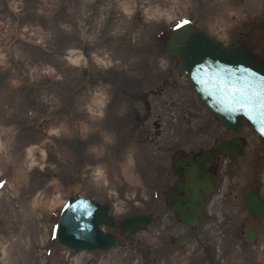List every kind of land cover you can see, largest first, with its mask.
Returning a JSON list of instances; mask_svg holds the SVG:
<instances>
[{"label":"rangeland","instance_id":"374dc122","mask_svg":"<svg viewBox=\"0 0 264 264\" xmlns=\"http://www.w3.org/2000/svg\"><path fill=\"white\" fill-rule=\"evenodd\" d=\"M184 20L264 60V0H0V264H263L264 219L244 208L251 187L264 198V146L250 128L243 153L219 162L196 231L166 205L174 156L240 137L196 104L164 48ZM77 195L117 221L155 222L107 228L119 238L107 253L69 252L54 236Z\"/></svg>","mask_w":264,"mask_h":264},{"label":"water","instance_id":"95a60500","mask_svg":"<svg viewBox=\"0 0 264 264\" xmlns=\"http://www.w3.org/2000/svg\"><path fill=\"white\" fill-rule=\"evenodd\" d=\"M165 49L172 58L180 61L179 73L188 80L198 106L225 129L239 133L244 127L253 128L264 145V104L256 100L264 92L263 62L243 45L226 47L190 23L171 33ZM233 89L244 91L252 101L240 107L239 97L234 99L231 94ZM243 150L241 140L235 139L230 144L218 141L211 152L200 156L175 158L174 174L180 181L170 191L168 205L180 223L196 229L203 216L205 200L215 185V176L207 166L222 155L235 159ZM69 202L74 208H64L56 231V240L61 247L75 253L91 254L108 252L118 245V237L103 231L105 227L116 226L109 205H100L84 196L70 198ZM244 208L254 220L264 218V199L258 186L248 192ZM152 223V215L124 218L120 222V231L133 234ZM256 234V229H251L247 241L253 242Z\"/></svg>","mask_w":264,"mask_h":264},{"label":"snow or ice","instance_id":"6c2138e0","mask_svg":"<svg viewBox=\"0 0 264 264\" xmlns=\"http://www.w3.org/2000/svg\"><path fill=\"white\" fill-rule=\"evenodd\" d=\"M189 23H190V21L184 20L181 23H178L176 25V28L180 29ZM231 94H232L234 99L236 97H239L240 107H244L252 101V98L250 96L246 95V93L240 89H233ZM256 100L260 101V102H262V104H264V92H261L260 95L256 97ZM2 187H3V183H0V188H2ZM65 208L66 209H72V208H74V205L71 202H69V204L66 205Z\"/></svg>","mask_w":264,"mask_h":264},{"label":"flooded vegetation","instance_id":"af4514ba","mask_svg":"<svg viewBox=\"0 0 264 264\" xmlns=\"http://www.w3.org/2000/svg\"><path fill=\"white\" fill-rule=\"evenodd\" d=\"M242 43V42H241ZM242 44H244V43H242ZM245 45V44H244ZM245 47L253 54V55H255L246 45H245ZM255 56H257V55H255ZM262 61H264L263 59H262ZM246 234H247V232H246ZM245 237H246V235H245ZM245 237H244V242H245ZM244 247H246V246H244Z\"/></svg>","mask_w":264,"mask_h":264},{"label":"bare ground","instance_id":"6f19581e","mask_svg":"<svg viewBox=\"0 0 264 264\" xmlns=\"http://www.w3.org/2000/svg\"><path fill=\"white\" fill-rule=\"evenodd\" d=\"M243 131V130H242ZM240 135V134H239ZM2 146V144H1V140H0V147ZM103 230H104V228H103ZM82 254H85V253H82ZM263 261H264V259H263ZM264 263V262H263Z\"/></svg>","mask_w":264,"mask_h":264}]
</instances>
